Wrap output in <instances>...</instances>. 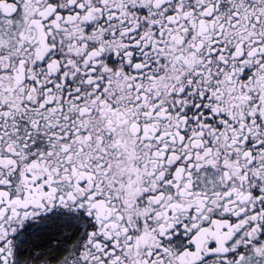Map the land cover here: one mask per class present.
I'll return each instance as SVG.
<instances>
[{"label": "snow or ice", "instance_id": "snow-or-ice-1", "mask_svg": "<svg viewBox=\"0 0 264 264\" xmlns=\"http://www.w3.org/2000/svg\"><path fill=\"white\" fill-rule=\"evenodd\" d=\"M0 264H264V0H0Z\"/></svg>", "mask_w": 264, "mask_h": 264}]
</instances>
